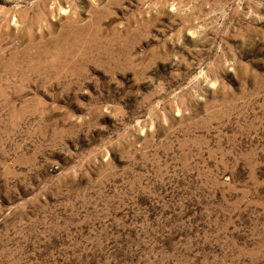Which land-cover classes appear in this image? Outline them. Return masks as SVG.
Returning a JSON list of instances; mask_svg holds the SVG:
<instances>
[{
	"label": "rangeland",
	"instance_id": "obj_1",
	"mask_svg": "<svg viewBox=\"0 0 264 264\" xmlns=\"http://www.w3.org/2000/svg\"><path fill=\"white\" fill-rule=\"evenodd\" d=\"M0 264H264V0H0Z\"/></svg>",
	"mask_w": 264,
	"mask_h": 264
}]
</instances>
